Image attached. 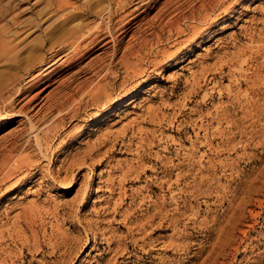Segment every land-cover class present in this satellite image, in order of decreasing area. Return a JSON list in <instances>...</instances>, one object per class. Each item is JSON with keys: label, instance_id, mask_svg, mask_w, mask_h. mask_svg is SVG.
<instances>
[{"label": "rangeland", "instance_id": "374dc122", "mask_svg": "<svg viewBox=\"0 0 264 264\" xmlns=\"http://www.w3.org/2000/svg\"><path fill=\"white\" fill-rule=\"evenodd\" d=\"M95 1L0 0V264H264V0Z\"/></svg>", "mask_w": 264, "mask_h": 264}, {"label": "bare ground", "instance_id": "6f19581e", "mask_svg": "<svg viewBox=\"0 0 264 264\" xmlns=\"http://www.w3.org/2000/svg\"><path fill=\"white\" fill-rule=\"evenodd\" d=\"M87 1H89V0H87ZM101 0H98L97 2H100ZM112 1V0H111ZM114 1V3H115V7H114V10H111V6L109 5V4H103L104 5V9L106 10L105 12H106V19L104 20V18H103V20H104V23H103V25H104V28H105V31H106V35L107 36H109V39H107L106 41H114V35H113V23H112V21H111V18H112V16H113V14L115 13L114 11H117V10H119V9H121V8H123L122 6H123V4H122V2H121V0H113ZM125 1V0H124ZM132 1V0H131ZM130 1V2H131ZM143 1V0H142ZM197 1V0H196ZM215 1H217V0H207L206 2H203V3H201V7H204L206 4V6L207 7H210V8H213L212 7V5L215 3ZM54 2V1H53ZM57 2V4H59V2L60 1H56ZM96 2V1H95ZM96 2V3H97ZM126 2V1H125ZM146 2V1H145ZM61 3V2H60ZM64 3V2H63ZM81 3H83V2H81ZM80 3V4H81ZM129 3V2H128ZM147 3V2H146ZM84 4V3H83ZM88 4V3H87ZM94 4V3H93ZM98 4V3H97ZM100 4V3H99ZM98 4V5H99ZM110 4H112L113 5V3H110ZM64 5V4H63ZM92 5V4H91ZM101 5V4H100ZM102 5V6H103ZM125 5V4H124ZM81 6H83V5H81ZM93 6V5H92ZM97 6V5H96ZM129 6V5H128ZM215 6V5H214ZM80 7V6H79ZM95 7V6H94ZM87 8V7H86ZM108 8V9H107ZM77 9H79V8H77ZM92 9H93V7H92ZM206 8H204V10H205ZM209 9V8H208ZM91 10V9H90ZM79 10H76V11H74V10H72V11H66V12H64L63 13V15H64V17L60 20V25H62V27L63 26H67V24L66 23H68V20H71V19H73V18H77V16H79L80 15V12H78ZM160 11H162V10H160ZM100 12V11H99ZM122 12V11H121ZM203 12V11H202ZM88 13V12H87ZM177 13V12H176ZM85 14V13H84ZM100 14H101V12H100ZM164 14V13H163ZM162 15V14H161ZM82 16V15H81ZM122 16V15H121ZM120 17V16H119ZM177 18V17H176ZM78 19V18H77ZM80 19H82V18H80ZM120 19H122V18H120ZM179 19V18H178ZM148 20V19H147ZM171 20V19H170ZM85 21V20H84ZM83 21V22H84ZM82 22V20H81V23H83ZM86 22L87 21H85L84 23L86 24ZM171 22V21H170ZM64 24H66V25H64ZM84 24V25H85ZM90 24H91V22H90ZM59 25V26H60ZM83 25V26H84ZM87 25H89V24H86L85 26L87 27ZM93 26H94V24H92ZM102 25V24H101ZM91 26V25H90ZM98 26H99V24H98ZM68 27V26H67ZM67 27H63V30H62V33H61V35H59V37L57 38V43H61L62 45L63 44H66V45H63V46H66L67 48H72V47H74L75 45H78L83 39H85V37H88V35H89V33H90V31H89V29H85V30H83V28L84 27H81L80 25L79 26H74L75 28H72V29H70L71 27H69V28H67ZM57 28V27H56ZM97 28V27H96ZM90 29H91V27H90ZM103 29V28H102ZM178 29H180V28H178ZM53 31V30H52ZM59 31V30H58ZM98 31H100V30H98ZM97 31V32H98ZM96 32V31H95ZM178 32V31H177ZM94 33V32H93ZM151 33V32H150ZM72 34H73V36H72ZM94 35H95V33H94ZM91 37H92V35H91ZM96 38H97V36H96ZM88 39V38H87ZM9 40V39H8ZM8 40H3V39H0V56H5L6 54H8V53H10V52H12V48H11V46L8 44ZM87 42V41H86ZM85 41H84V44L86 43ZM89 42V41H88ZM134 42V41H133ZM87 46V45H86ZM35 47V46H34ZM78 47V46H77ZM90 47V46H89ZM148 47V46H147ZM32 48V47H31ZM30 48V49H31ZM36 49V48H35ZM82 49V48H81ZM71 50V49H70ZM73 50V49H72ZM71 52V51H70ZM131 52V51H130ZM75 53V52H74ZM140 53V52H139ZM13 54H17V53H13ZM12 54V55H13ZM132 54V53H131ZM135 54V53H134ZM62 55H64V54H62ZM74 55V54H73ZM113 55H114V53H113ZM133 55V54H132ZM136 55V54H135ZM7 56V55H6ZM11 56V55H10ZM17 56V55H16ZM31 57H32V55H31ZM36 57V56H35ZM35 57H34V60H35ZM67 57V56H66ZM33 58V57H32ZM40 58H41V56H40ZM39 58V59H40ZM125 58V57H124ZM123 58V59H124ZM127 58V57H126ZM17 59V58H16ZM16 59H14L12 56L11 57H9V55H8V57H6L5 59H3V60H6V61H10L12 64H13V62H15L16 63ZM65 59V58H64ZM71 59V58H70ZM122 59V60H123ZM26 60V59H25ZM24 60V61H25ZM27 61V60H26ZM29 61V60H28ZM38 61V60H37ZM57 61V60H56ZM61 61V60H60ZM70 61V60H69ZM10 62H7V63H10ZM32 62V61H31ZM54 62V60L52 61V62H50L49 64H47V66L49 67V65L51 64V63H53ZM26 63V62H25ZM29 63V62H28ZM63 63V62H62ZM133 63V62H132ZM19 64H20V61H19ZM36 64V63H35ZM126 66H131V64L130 63H128V61L126 60V63H124ZM14 65V64H13ZM15 65H17V64H15ZM14 65V66H15ZM25 66H26V64H24ZM29 65V64H28ZM55 65V64H54ZM108 65V64H107ZM125 65H124V67H125ZM32 66V65H31ZM46 66V67H47ZM125 68H127V67H125ZM46 69V68H45ZM53 69V67L51 68V69H49V71L50 70H52ZM133 69V68H132ZM132 72V71H131ZM14 73V72H13ZM127 73V72H126ZM129 73H130V71H129ZM0 74H1V72H0ZM39 75V72H36L32 77H36V76H38ZM127 75V74H126ZM14 74H6V75H0V103L1 102H4V101H6L5 99H7V97L9 98V100L6 102V104L3 106V108L5 109V107L8 105V104H10L11 102V94H8V92H9V88L7 87V83L10 81V82H15V84L17 83V86H15V88H13L12 89V92H10V93H12V95H19V93L21 92V90L24 88H20V84H19V81L17 80V77L15 76ZM18 77H20V76H18ZM17 80V81H16ZM64 82V81H63ZM97 83V82H96ZM10 85V84H9ZM8 85V86H9ZM94 87V86H93ZM100 86H98L97 84H95V91L94 92H96V90H97V88H99ZM102 88V87H101ZM103 88H105V87H103ZM103 88L101 89L102 91H103ZM106 89V88H105ZM91 91H93V90H91ZM88 92V91H87ZM62 93V92H61ZM89 93V92H88ZM65 94V93H64ZM91 94V93H90ZM92 94H93V92H92ZM96 94H98V92L96 93ZM67 95V94H66ZM65 95V96H66ZM100 95H101V93H100ZM102 96V95H101ZM107 96V95H106ZM16 97V96H15ZM64 98V97H63ZM95 98V97H94ZM13 100H15V98L13 99ZM98 100V99H97ZM13 102V101H12ZM57 104V103H56ZM72 105V104H71ZM55 107V106H54ZM70 107V106H69ZM0 108H1V106H0ZM66 108V107H65ZM73 108V107H72ZM57 109V108H56ZM67 110H69L68 108H66ZM65 109V110H66ZM75 109V108H74ZM11 110V109H10ZM62 110V109H61ZM60 110V111H61ZM64 110V109H63ZM59 111V110H58ZM58 112V113H61V112ZM57 114V113H56ZM59 114H57V116H54L53 118H56V120L58 119H61L59 116H58ZM52 121H54V120H52ZM36 130V129H35Z\"/></svg>", "mask_w": 264, "mask_h": 264}]
</instances>
